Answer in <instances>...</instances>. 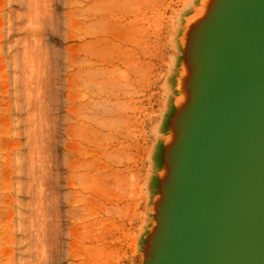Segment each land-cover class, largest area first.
<instances>
[{"label": "rangeland", "instance_id": "rangeland-1", "mask_svg": "<svg viewBox=\"0 0 264 264\" xmlns=\"http://www.w3.org/2000/svg\"><path fill=\"white\" fill-rule=\"evenodd\" d=\"M198 2L0 0V264H141Z\"/></svg>", "mask_w": 264, "mask_h": 264}, {"label": "water", "instance_id": "water-1", "mask_svg": "<svg viewBox=\"0 0 264 264\" xmlns=\"http://www.w3.org/2000/svg\"><path fill=\"white\" fill-rule=\"evenodd\" d=\"M196 61L149 264H264V0H217Z\"/></svg>", "mask_w": 264, "mask_h": 264}, {"label": "bare ground", "instance_id": "bare-ground-1", "mask_svg": "<svg viewBox=\"0 0 264 264\" xmlns=\"http://www.w3.org/2000/svg\"><path fill=\"white\" fill-rule=\"evenodd\" d=\"M216 2L217 0H199L198 4L192 9V12L183 18L179 36L176 38L182 59L179 62L174 77V89L176 93L173 98V112L168 118L166 130L161 140L163 161L157 173L159 186L155 189L151 205V210L154 212L157 220L154 221V225L150 228V233L146 235L147 237L145 236L147 241L141 248V259L144 260V264H149L151 258H153L155 240L171 179L175 151L181 136L184 117L193 95L199 38L203 25L212 14Z\"/></svg>", "mask_w": 264, "mask_h": 264}]
</instances>
